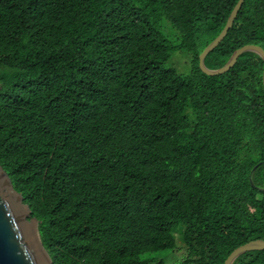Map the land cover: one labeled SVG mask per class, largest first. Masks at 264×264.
<instances>
[{
    "label": "trees",
    "instance_id": "obj_1",
    "mask_svg": "<svg viewBox=\"0 0 264 264\" xmlns=\"http://www.w3.org/2000/svg\"><path fill=\"white\" fill-rule=\"evenodd\" d=\"M237 2L0 0V167L51 264H152L177 226L181 264L264 240V64H197ZM244 46L264 52V0L203 64ZM179 50L187 73L164 65Z\"/></svg>",
    "mask_w": 264,
    "mask_h": 264
},
{
    "label": "water",
    "instance_id": "obj_2",
    "mask_svg": "<svg viewBox=\"0 0 264 264\" xmlns=\"http://www.w3.org/2000/svg\"><path fill=\"white\" fill-rule=\"evenodd\" d=\"M243 2L244 0H238L221 32L200 53L197 64L204 74L216 76L226 73L233 66L234 61L246 52L257 54L264 64V52L254 46H244L235 50L226 64L217 70H210L203 64L205 57L226 36ZM262 85L264 91V65ZM255 168L256 166L252 172ZM36 223L34 218H30L29 208L13 189L9 177L0 167V264H51L42 246ZM257 250H264V240L249 241L237 247L229 254L224 264H233L244 253Z\"/></svg>",
    "mask_w": 264,
    "mask_h": 264
},
{
    "label": "rangeland",
    "instance_id": "obj_3",
    "mask_svg": "<svg viewBox=\"0 0 264 264\" xmlns=\"http://www.w3.org/2000/svg\"><path fill=\"white\" fill-rule=\"evenodd\" d=\"M188 55L183 51H176L174 52L170 59L165 63L167 67H172L177 69L180 73H187L190 69V65L188 63ZM182 233V227L177 226L173 230V235L176 241V248L173 253L170 252H159L153 254L155 261L152 264H156L158 260L164 257L163 262L164 264H181L183 259L185 258L186 251L184 249V245L181 243L180 234Z\"/></svg>",
    "mask_w": 264,
    "mask_h": 264
}]
</instances>
